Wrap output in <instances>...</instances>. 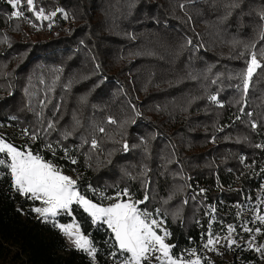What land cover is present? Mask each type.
<instances>
[{
  "label": "trees",
  "instance_id": "trees-1",
  "mask_svg": "<svg viewBox=\"0 0 264 264\" xmlns=\"http://www.w3.org/2000/svg\"><path fill=\"white\" fill-rule=\"evenodd\" d=\"M37 5L46 14L63 12L32 27L10 18L11 6L0 0V137L73 174L94 202H114L98 193L114 196L125 188L142 200L147 185L150 198L139 207L164 221L178 256L194 253L201 264H263L246 242L264 244V231L245 233L242 226L264 227L252 222L264 213V147H257L264 145V72L257 70L247 96L241 74L248 53L264 48V0ZM26 128L40 139L25 136ZM33 204L12 191L10 177H0V264H93L43 223ZM74 215L98 249L95 264H118L107 226L93 225L82 209ZM209 222L214 235H228L232 225L243 241L228 258L206 255Z\"/></svg>",
  "mask_w": 264,
  "mask_h": 264
},
{
  "label": "snow or ice",
  "instance_id": "snow-or-ice-1",
  "mask_svg": "<svg viewBox=\"0 0 264 264\" xmlns=\"http://www.w3.org/2000/svg\"><path fill=\"white\" fill-rule=\"evenodd\" d=\"M7 3L12 8L10 18L26 20L32 27H37L35 21H51L57 12H63V9L57 8L46 14L43 7H38L37 0H7ZM65 18H67L66 13ZM260 18L264 20V12L260 13ZM48 27H52L51 23ZM188 43L191 44L192 41L189 40ZM252 47L255 48L256 45H252ZM258 69L264 72V48L248 53L246 70L241 74L242 92L245 96L253 87ZM208 99L213 103H219L216 95H211ZM40 103L43 104L44 102L41 101ZM244 111L245 109L241 108V112ZM137 115L140 114L137 113ZM109 123H116V121L109 118ZM251 127L256 129L257 124L253 122ZM54 128L55 123H49L45 132ZM99 131L103 132L105 129L100 128ZM23 134L25 136L30 134L32 140L40 139L37 132L30 133L27 128L23 130ZM91 144L93 148L98 146L95 139L92 140ZM46 147L52 151L54 156L56 155V146L48 143ZM257 147H264V145H257ZM124 150H128L127 143L124 144ZM63 151L65 157L72 164L77 163L76 159L69 155L68 149L65 148ZM0 166L6 169V173L0 171V177L5 176V174L10 177L12 191L26 200L34 202L31 211L38 214L43 223L51 224L53 228L64 234L73 248L86 253L93 260V264H95L98 249L93 240L90 239V234H84L81 224L77 222L74 215L76 209H82L91 219L93 225L103 224L111 231L113 241L109 246L115 248L116 251L111 252L110 255L115 259L119 253L121 259L118 264H153L154 261L155 264H201L200 256L188 259L174 254L173 249L176 246L166 242L171 233L163 226L164 221L156 219L154 213L149 212L147 208L139 207L150 198L147 193V185L142 200H133L129 190L125 188L118 190L114 196H106L104 192L98 193L101 199L114 202H109L107 205L94 202L93 199L88 198L79 190L78 179L65 175L59 167L46 160L39 153H34L27 145L24 150H21L12 143L6 142L3 137H0ZM261 171L264 172V169ZM261 187L264 189V185ZM89 189L94 195L97 194V190L91 185H89ZM205 191V189L200 190L201 193ZM123 197H127V199ZM215 210L213 207L212 211ZM156 212L158 213L159 209ZM62 216L70 217L71 222H59L58 218ZM257 221L264 225V215L257 214L252 222ZM227 230L228 235L225 237L214 235L211 222H209L207 241L204 247L214 251L222 240L226 242L229 248L235 246L236 240L232 237L235 228L228 225ZM242 230L245 233H252L253 231L261 233L264 231V227H256L253 230L245 222ZM254 240L255 237L253 236L252 241ZM248 247L256 252L264 250V244L255 247L252 242H249ZM205 264H211V262L206 261Z\"/></svg>",
  "mask_w": 264,
  "mask_h": 264
},
{
  "label": "rangeland",
  "instance_id": "rangeland-1",
  "mask_svg": "<svg viewBox=\"0 0 264 264\" xmlns=\"http://www.w3.org/2000/svg\"><path fill=\"white\" fill-rule=\"evenodd\" d=\"M6 142H8V141H6ZM60 169L64 172L65 175H68V176L72 177L73 179H75V176L73 174L66 172L62 168H60ZM263 215H264V213H263ZM225 236H227V235H225ZM225 236H221V237H225ZM232 237H233V239L236 240V245L235 246L242 244L243 241L241 239L236 238L234 235H232ZM64 238H65L66 242L68 243V245L72 246V244L70 243L69 239L65 235H64ZM166 242H167V239H166ZM248 244H249V242H246V247H248ZM260 245H262V244H257L255 247H259ZM235 246H233L232 248H234ZM232 248H229L227 246L226 242L222 240L220 245H218L216 247V250L213 251V250H209L208 248H206L205 252H206V255H208L210 257L228 258V251L230 249H232ZM257 254L259 255L262 263L264 264V250H262L261 252H257ZM195 256L196 255H193L191 257V259H194ZM153 264H155V261L153 262Z\"/></svg>",
  "mask_w": 264,
  "mask_h": 264
}]
</instances>
